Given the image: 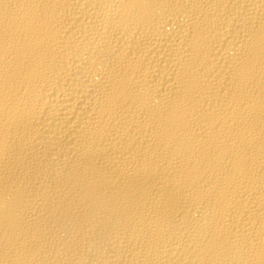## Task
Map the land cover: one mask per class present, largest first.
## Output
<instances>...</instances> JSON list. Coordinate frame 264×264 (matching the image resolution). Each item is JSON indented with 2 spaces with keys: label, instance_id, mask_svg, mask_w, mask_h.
Here are the masks:
<instances>
[{
  "label": "bare ground",
  "instance_id": "1",
  "mask_svg": "<svg viewBox=\"0 0 264 264\" xmlns=\"http://www.w3.org/2000/svg\"><path fill=\"white\" fill-rule=\"evenodd\" d=\"M0 264H264V0H0Z\"/></svg>",
  "mask_w": 264,
  "mask_h": 264
}]
</instances>
